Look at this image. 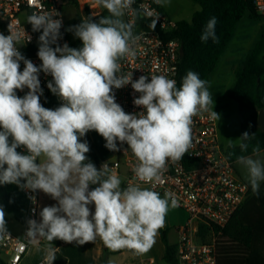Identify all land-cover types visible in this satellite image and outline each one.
Returning a JSON list of instances; mask_svg holds the SVG:
<instances>
[{
  "label": "clouds",
  "instance_id": "9594fccd",
  "mask_svg": "<svg viewBox=\"0 0 264 264\" xmlns=\"http://www.w3.org/2000/svg\"><path fill=\"white\" fill-rule=\"evenodd\" d=\"M107 10L99 20L92 17L70 26L67 31L82 41V47L61 46L62 19L56 11L32 12L27 16L39 36L38 57L41 65L25 58L18 50L24 29L9 25V34L0 33V184H16L22 189L41 190L57 201L40 211V222L28 221L27 245L46 241L42 264H53L59 239L78 245L98 238L110 251L130 250L137 256L148 253L156 243L159 229L168 211L178 206L175 193L163 197L143 184L161 181L168 161L180 160L192 146L193 117L207 113L218 121L213 111L209 82L198 73L187 71L180 86L166 75L140 76L121 73V61L135 56L141 35L135 32L136 21L150 19L154 29L158 14L135 0H94ZM171 0H154L165 7ZM131 13L132 19L125 20ZM155 16V18H153ZM216 17H211L201 34V42H218ZM27 41L31 37L27 34ZM52 45H56L52 47ZM24 68L20 71V62ZM51 75L48 89L63 103L55 110L42 106L40 72ZM131 84L139 93L134 105L143 110L126 113L116 102L113 89ZM29 91L20 97L17 90ZM95 130L106 140V147L119 151L117 141L127 143L137 160L133 172L137 182L122 187L121 178L108 163L97 170L87 160V132ZM254 134L244 132L228 140L227 147L247 152ZM24 147L28 154L17 151ZM259 144L252 155H240L236 162L247 171L254 196H260L264 183V162L259 158ZM229 152V156L233 155ZM38 161V162H37ZM26 183H21V181ZM95 185L92 190L89 186ZM94 205V212L90 210ZM9 237L5 213L0 207V241ZM24 243L21 248L25 247ZM108 264H113L112 260Z\"/></svg>",
  "mask_w": 264,
  "mask_h": 264
},
{
  "label": "built area",
  "instance_id": "2783aa9c",
  "mask_svg": "<svg viewBox=\"0 0 264 264\" xmlns=\"http://www.w3.org/2000/svg\"><path fill=\"white\" fill-rule=\"evenodd\" d=\"M73 2L82 9L86 8L92 16H98L104 10L96 6L94 0H65V3L70 5ZM141 4L154 9L158 14L156 27L154 29L149 27L150 19L136 21L135 32L141 35V39L135 45V56L121 61V73L132 74L133 81L140 76H147L150 81L151 75H166L175 79L178 84L182 45L173 36L178 22L172 20L161 6L154 3V0H135L133 7L138 8ZM255 4L260 13L264 14V0H255ZM63 5L60 0H0V33L8 35L10 24L13 28L24 29L31 39L27 41L26 34L22 35V44L17 45V48L25 58L39 66L42 63L37 55L41 32L32 30L31 24L27 23V16L32 12L53 10L59 12L60 16L54 17L63 21L60 29L62 38L58 43L61 46L67 43L70 47V41L65 33L68 20L63 14ZM124 19H132L131 13ZM23 68L24 64L21 61L20 71ZM39 80L43 90L40 102L47 108L52 93L47 84L52 77L41 71ZM28 91L27 88L23 91L17 90V95L23 97ZM113 92L116 102L126 113H139L143 110L133 103L140 94L132 89L130 83L120 89L114 88ZM54 100L57 107L63 103L57 95L54 96ZM117 146L119 151H114L115 158L112 161L104 160L93 164L99 170L104 163H108L111 170L121 178L122 187H125L129 182H137L133 172L137 160L131 150H128L126 142L121 144L117 141ZM17 151L28 154L26 148L22 146ZM234 165L221 142L218 121L210 119L208 114L204 113L193 117L192 146L185 155L178 161L167 162L160 182L142 185L153 188L161 196L165 191L175 193L179 202L177 208L188 215L184 225L176 229L178 241L175 245L179 264H217L214 241L216 237L221 236L220 229L243 211L251 196L249 185L237 175ZM23 192L29 200L28 217L23 225V233L17 236L7 230L9 237L0 241V257L7 264H21L31 246H36L27 245L25 240L28 221L37 218L38 195L37 191L29 189H23ZM203 226L208 227L207 232L202 231ZM202 235L206 236L205 240L202 239ZM22 243L26 245L23 248ZM41 243L43 244V241H40L38 247L42 246ZM42 261L36 264H42ZM144 264L157 262L146 259Z\"/></svg>",
  "mask_w": 264,
  "mask_h": 264
},
{
  "label": "trees",
  "instance_id": "16d2710c",
  "mask_svg": "<svg viewBox=\"0 0 264 264\" xmlns=\"http://www.w3.org/2000/svg\"><path fill=\"white\" fill-rule=\"evenodd\" d=\"M200 5L190 22L179 21L173 36L177 38L182 45V54L179 64V76L177 87L180 86L182 78L187 71L191 70L199 74L202 80L210 83L215 74L218 65L225 55V52L234 38L236 28L241 20L248 16L251 20L261 21L264 14L258 10L255 0H193ZM76 13L72 19L68 20L65 33L70 41V47H82V41L74 36V33L67 31L70 26L81 23L83 19L92 17L98 21L100 16L108 15L106 9L98 16H92L84 8L82 11L76 2L71 4ZM217 18L216 35L219 38L217 43L211 39L206 43L201 42V34L211 17ZM55 94L51 93L48 102V109L57 108ZM231 99L238 104V114L240 122L241 135L248 132L254 134V138L249 143L247 152H241L239 147L227 150V156L231 161H236L240 155H252V147L259 144L261 151H264V129L258 124L259 112L264 109V28L259 40L255 43L250 53L243 61L240 70L236 75V80L231 91ZM81 142H87L89 152L86 153L87 160L94 163L99 162L94 145L89 135L80 137ZM229 152L234 154L229 156ZM26 183V181H21ZM95 187V185H93ZM37 191V190H36ZM264 209V183L260 189V196L257 197ZM29 200L23 192V189L16 184H0V207L4 213L12 215L13 219L21 225H24L28 217ZM239 212L228 225L220 229L221 236L227 237L245 248L251 247L253 239V228L244 224L240 220ZM162 243L164 244L163 261L165 264H179L177 258V246L168 241V231L159 229ZM203 232L208 231V227H202ZM217 233L219 232L216 230ZM206 236L202 235L205 240ZM65 241L57 239V246ZM105 254L107 248L104 247ZM0 264H7L0 257ZM104 264H107L106 262Z\"/></svg>",
  "mask_w": 264,
  "mask_h": 264
},
{
  "label": "rangeland",
  "instance_id": "374dc122",
  "mask_svg": "<svg viewBox=\"0 0 264 264\" xmlns=\"http://www.w3.org/2000/svg\"><path fill=\"white\" fill-rule=\"evenodd\" d=\"M63 5V14L65 16L66 20H70L73 18V16L76 13L75 8L65 3V0H60ZM81 11L83 10L81 7L79 8ZM200 5L196 3L193 0H171L170 4L162 7V10L174 21H186L190 22L193 18V15L199 11ZM252 22L249 20L248 16H245L241 22H239L237 26V31H235V36L238 35L245 37V35L251 34V29H248L244 27V25H249ZM264 28V27H263ZM263 28L260 32H258L254 38V43L250 45H244L245 43L240 44V42H237L238 40L235 39V41H231L229 44L225 55L221 59L218 68L213 75L210 83H209V91L212 95L215 96V104L216 107H219V134L222 138H227L229 136H233L236 139L239 138V131H240V122H239V116H238V105L235 101L231 99V91L233 88V85L236 80V75L238 71L241 68V65L247 55L250 53L251 49L255 45V43L259 40L261 37ZM236 38V37H235ZM244 42V41H243ZM229 50H236V53H230L228 54ZM228 54V55H227ZM223 115V116H222ZM229 129H232V133ZM89 135L92 139L101 140L102 143L106 145V140L98 134L95 130H91L86 133ZM80 139V137H79ZM226 144V143H225ZM109 150V149H108ZM262 161L264 159V153L259 156ZM115 158V157H114ZM111 161V160H110ZM87 162L92 161L86 160ZM235 169L237 173L245 180H247V171L246 169L236 163ZM248 181V180H247ZM92 188L93 185H91ZM96 187V186H95ZM162 197V196H161ZM174 210V211H173ZM173 211V212H172ZM251 219L253 220L254 229L259 230V226L262 224L263 217L262 215L257 212H252L250 215ZM188 218V215L186 212H184L181 209H178L177 207L174 209H171L167 213V218L165 219V224L162 227L163 229L168 231V241L169 243L176 244L178 241V235L176 232V229L186 222ZM14 220V219H13ZM242 220L245 222V216H242ZM6 229L17 234L22 235L23 233V225L19 224L14 220L13 223H7L6 222ZM256 242V241H255ZM53 247H55L57 244V239H54L52 242ZM46 244V241H43L42 246H31L33 250L36 248H44ZM215 246V252L217 255V264H257L259 263L260 259H264L263 252L258 249V251H255V249L250 252L243 247L239 246L236 242L232 240H225L223 237L218 236L216 237L214 241ZM234 247L242 248L243 251H237ZM31 248L29 250H31ZM32 250V251H33ZM164 251V244L162 243L160 231H158V235L156 236V243L151 248L150 253L155 258L161 257L162 253ZM25 259V258H24ZM114 262L116 261V264H139V258L138 257H132L130 254V250H125V253L121 255L118 258L113 259Z\"/></svg>",
  "mask_w": 264,
  "mask_h": 264
},
{
  "label": "crops",
  "instance_id": "0c3cea01",
  "mask_svg": "<svg viewBox=\"0 0 264 264\" xmlns=\"http://www.w3.org/2000/svg\"><path fill=\"white\" fill-rule=\"evenodd\" d=\"M249 20L252 23L249 25L246 24V25H244V27L251 29V34L245 35V37H242V38L240 36L238 37V35L237 36L234 35L233 41H235V39H237L238 40L237 42H240V44H241V42L245 43L244 45H250V44L254 43V38H255L256 34L258 32H260L261 29L264 27V19L261 21H255V20H251L249 18ZM236 31H237V29H236ZM235 51L236 50H231V51L229 50L228 54L236 53ZM212 99H213V106H214L213 109L216 113H218L220 115L219 107H216V104H215V96L214 95H212ZM237 110H238V108H237ZM238 116H239V114H238ZM218 125H219V120H218ZM229 130L232 133V129H229ZM236 137H238V136L235 135V138L233 136H229L227 138L226 137L225 138L220 137V138H221L222 144L228 150L229 149L227 147L228 140L231 139V140L235 141ZM239 137H241V131H239ZM91 140H92V143L94 145L96 154L99 158V161H104V160H107V161L111 160L112 161L114 159V151L108 150V148L105 146L104 143L101 142V140L92 139V138H91ZM263 153H264V151H261L260 155H262ZM254 158H260V157H254ZM262 162H264V159ZM234 163L236 165L237 162L234 161ZM236 173H237V171H236ZM237 175L243 181H245L248 184L247 180L243 179L238 173H237ZM262 185H263V183L261 184V186ZM249 187H250V185H249ZM89 188H90V190L93 189L91 185L89 186ZM250 190H251V187H250ZM37 195H38V212H37L36 221L40 222L41 217H40L39 213L43 209V207L56 205L57 201L52 199L50 195L44 193L41 190H37ZM89 207H90V210L94 212V205H90ZM257 211L263 217V221H262V224L259 226V230L254 229V224L252 223L253 220L250 217L252 212H257ZM243 215L245 216V222L242 220ZM166 218H167V215H166L165 219ZM240 220L242 223L250 225L253 228V239H252L250 248H245L241 244H239L237 242L236 243L239 246L243 247L244 249H246L250 252H252L255 249V247H257L255 251H258V249H260V251L263 252V254H264V209L261 206L260 202L257 200V198L252 194V191H251V196H250L248 202L246 203V205H245V207H244V209L240 215ZM5 222L13 223L14 220H13L12 215L5 213ZM13 234H15V233H13ZM15 235H17V234H15ZM17 236H20V235H17ZM221 237H223V236H221ZM223 239L227 240L229 238L223 237ZM229 240H231V239H229ZM41 241H44V240H41ZM170 244H172V243H170ZM104 247L105 246H104L103 242L99 238L95 242H87L84 245H78L75 241H73L72 243L65 242L60 246H57V245L55 246V248H57L58 251L56 253V259L54 260V262H55V264H104L105 262L108 264V261L111 259L113 264H116V261L114 262L113 259L118 258L125 253V250L113 252L107 248V253L105 254ZM234 248L237 251H239V250L243 251L242 248H239V247H234ZM32 250L33 249L31 248V250L28 251L25 259L22 261L21 264H36L40 260H43V257L45 254L44 248H40V249L36 248L35 250H33V251ZM130 254L132 255L133 258L134 257L139 258V264H144V261L146 259H153L157 262V264H165V262L163 261L164 251H163L161 257H159V258H155L153 255H151L150 251L148 253L142 255V256H137V255L133 254L132 251H130ZM257 264H264V259L261 258L259 263H257Z\"/></svg>",
  "mask_w": 264,
  "mask_h": 264
},
{
  "label": "water",
  "instance_id": "95a60500",
  "mask_svg": "<svg viewBox=\"0 0 264 264\" xmlns=\"http://www.w3.org/2000/svg\"><path fill=\"white\" fill-rule=\"evenodd\" d=\"M258 124L264 129V109L259 112Z\"/></svg>",
  "mask_w": 264,
  "mask_h": 264
},
{
  "label": "flooded vegetation",
  "instance_id": "af4514ba",
  "mask_svg": "<svg viewBox=\"0 0 264 264\" xmlns=\"http://www.w3.org/2000/svg\"><path fill=\"white\" fill-rule=\"evenodd\" d=\"M214 107V106H213Z\"/></svg>",
  "mask_w": 264,
  "mask_h": 264
}]
</instances>
